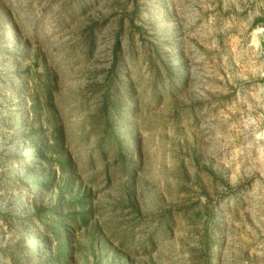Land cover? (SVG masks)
I'll return each instance as SVG.
<instances>
[{
	"label": "rangeland",
	"instance_id": "obj_1",
	"mask_svg": "<svg viewBox=\"0 0 264 264\" xmlns=\"http://www.w3.org/2000/svg\"><path fill=\"white\" fill-rule=\"evenodd\" d=\"M0 264H264V0H0Z\"/></svg>",
	"mask_w": 264,
	"mask_h": 264
}]
</instances>
